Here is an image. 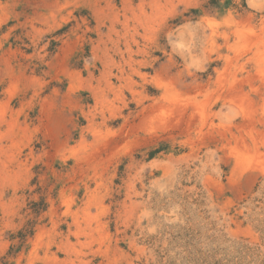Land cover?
<instances>
[{"label": "rangeland", "instance_id": "374dc122", "mask_svg": "<svg viewBox=\"0 0 264 264\" xmlns=\"http://www.w3.org/2000/svg\"><path fill=\"white\" fill-rule=\"evenodd\" d=\"M210 1L0 0V264H264V0Z\"/></svg>", "mask_w": 264, "mask_h": 264}, {"label": "trees", "instance_id": "16d2710c", "mask_svg": "<svg viewBox=\"0 0 264 264\" xmlns=\"http://www.w3.org/2000/svg\"><path fill=\"white\" fill-rule=\"evenodd\" d=\"M219 3V0H211L210 2H209V4H214V5H216V4H218ZM198 12V10L197 9H191L190 10V14H194V13H197ZM154 153H156V151H153V152H151L150 153V157H152L153 155H154ZM34 206H35V208H37L38 206H39V203L37 202V203H35L34 204ZM33 235V229L31 228V227H26L25 229H23V230H20L18 233H17V237H18V239H19V243L20 244H22L24 241H25V239L27 238V237H29V236H32ZM17 245V249L21 246V245ZM13 248V247H12ZM11 250V249H10ZM10 252L8 251V254H9Z\"/></svg>", "mask_w": 264, "mask_h": 264}]
</instances>
